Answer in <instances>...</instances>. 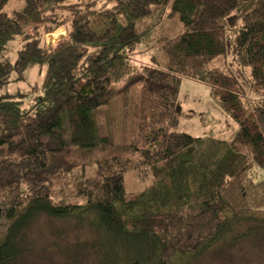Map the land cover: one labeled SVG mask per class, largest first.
<instances>
[{
  "label": "trees",
  "instance_id": "trees-1",
  "mask_svg": "<svg viewBox=\"0 0 264 264\" xmlns=\"http://www.w3.org/2000/svg\"><path fill=\"white\" fill-rule=\"evenodd\" d=\"M8 1L0 0V88L22 79L29 66L46 70L28 105L25 93H0V222L9 221L0 264H17L37 248L60 252L58 264H191L223 248L240 247L244 259L261 250L264 182L249 179V172L252 165L264 168V106L246 108L240 84L247 81L205 65L231 54L239 76L247 71L251 86L264 89V0H24L13 14L4 10ZM50 2L67 5L66 21L48 15L56 8ZM158 5L177 13L184 29L162 40L165 66L145 65L134 74L128 55L145 35L138 21ZM43 23H57L44 33L67 24L68 35L41 45ZM31 24L34 33L22 37ZM17 37L12 60L8 47ZM184 79L205 84L238 123L231 140L176 128ZM137 82L136 130L124 144L140 154L154 182L127 197L124 173L138 160L119 154L113 130L104 132L97 115ZM74 166L95 168L79 184L86 201H53L54 173ZM42 218L56 234L51 248L41 244Z\"/></svg>",
  "mask_w": 264,
  "mask_h": 264
},
{
  "label": "rangeland",
  "instance_id": "rangeland-1",
  "mask_svg": "<svg viewBox=\"0 0 264 264\" xmlns=\"http://www.w3.org/2000/svg\"><path fill=\"white\" fill-rule=\"evenodd\" d=\"M73 1V0H72ZM87 3L93 2L92 0H84ZM105 4V1L99 2L97 8H101ZM25 5L24 0H9L4 6V10L9 14H13L16 11H22ZM56 5V8H55ZM112 5V4H109ZM49 6H54L55 10L49 12L48 15L57 14L61 21H66L69 17V11L66 4L49 3ZM57 23H43L40 28V44L45 46H52L57 43V40L62 35H68L69 27L67 24L59 25L57 29L50 33H44V29L47 27L53 28ZM138 29L145 31V35L140 43L136 46L135 50L129 52L128 57L129 64L131 65V72L134 74L145 72V65L165 66L167 64V55L162 47L163 39L175 37L177 34L183 31V23L181 22L179 15L168 6H153L151 14L143 17L138 21ZM27 33H34V24L29 25L25 29L24 37ZM228 33L234 36L231 30ZM20 39L17 37L11 41L8 47V55L12 60L17 56V50L20 45ZM163 40V41H162ZM161 63H160V62ZM198 63V62H196ZM205 67H219L225 70L227 73H234L240 83L247 81L241 90L242 102L246 108L254 107L255 105L264 106V89L260 85H252V80L248 76V72L243 74L247 76H239L240 71H237L238 67L233 64V56L231 54L222 55L216 57L205 65ZM135 69V70H134ZM46 66L35 64L29 66L22 79L11 81L7 86L0 88V93H25L23 98L24 104L30 102V98L36 91H41V84L45 76ZM15 73L11 78L15 77ZM241 75V74H240ZM129 79V78H128ZM127 77H123L121 81L115 83L114 88L117 90L122 87ZM142 83L137 82L131 86L128 90L114 96L112 101L103 106L97 115L98 122L103 126L104 132L108 131V127L113 130L114 140L119 145V154L131 157L135 160L132 165H138L135 168L127 165V170L124 173V185L126 188L127 197H134L138 193L150 188L153 185L154 177L148 168L144 167L143 160L140 154H134L130 150L126 149L127 140L131 135V129L135 131V127L132 126L134 112L136 111L137 104L142 94ZM178 102L180 105L179 123L177 129L181 131L189 132L197 136H214L215 138L231 140L237 133L239 125L226 115L211 99L209 94V88L200 82L192 79H184L182 81ZM28 103L26 105H28ZM133 113V115H131ZM244 150H246L244 148ZM249 172V179L255 182H264V168L252 165ZM58 173V172H57ZM56 174L52 178L51 196L55 202H71V203H84L86 197L79 192V184L85 180V178L95 174V168L92 166H74L68 171H62ZM259 188L255 189L252 194L248 196L249 200L255 199V196L259 194ZM257 203V202H256ZM258 204V203H257ZM260 209L264 211V203L258 204ZM263 211H256L263 213ZM9 221L2 220L0 222V239H2L6 233ZM59 224V223H57ZM41 230V235L44 237L41 240V244H46L50 248L53 244V240L56 237L54 231H52V225L48 222V219H40L36 225ZM38 233L35 227L32 233ZM217 254H207L202 260H194L191 264H264V243L261 245V250L256 248L255 250L248 252V259L245 258V253H241L240 247L225 249ZM61 261V253L53 250H42L37 248L34 251H28L23 257L19 259L17 264H58Z\"/></svg>",
  "mask_w": 264,
  "mask_h": 264
}]
</instances>
